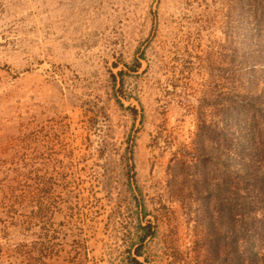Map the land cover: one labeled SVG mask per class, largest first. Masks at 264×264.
<instances>
[{
    "label": "rangeland",
    "instance_id": "1",
    "mask_svg": "<svg viewBox=\"0 0 264 264\" xmlns=\"http://www.w3.org/2000/svg\"><path fill=\"white\" fill-rule=\"evenodd\" d=\"M137 247L264 264V0H0V264Z\"/></svg>",
    "mask_w": 264,
    "mask_h": 264
},
{
    "label": "trees",
    "instance_id": "2",
    "mask_svg": "<svg viewBox=\"0 0 264 264\" xmlns=\"http://www.w3.org/2000/svg\"><path fill=\"white\" fill-rule=\"evenodd\" d=\"M148 228H149L148 226H144V227H143L144 230H147ZM143 239H144V237H142V240H143ZM135 254H136L135 257H130L131 262H132L133 264H143V262H141V261L137 258V256H140V247H137V248L135 249Z\"/></svg>",
    "mask_w": 264,
    "mask_h": 264
}]
</instances>
